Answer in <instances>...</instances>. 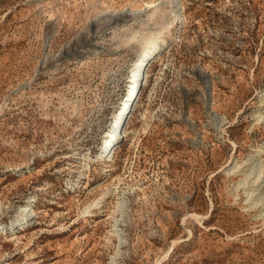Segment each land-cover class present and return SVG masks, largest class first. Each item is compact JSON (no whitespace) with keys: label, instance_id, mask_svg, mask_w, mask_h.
<instances>
[{"label":"rangeland","instance_id":"obj_1","mask_svg":"<svg viewBox=\"0 0 264 264\" xmlns=\"http://www.w3.org/2000/svg\"><path fill=\"white\" fill-rule=\"evenodd\" d=\"M166 1L0 0V264H264V184L243 192L264 160V0ZM121 9L140 15L106 25Z\"/></svg>","mask_w":264,"mask_h":264},{"label":"bare ground","instance_id":"obj_2","mask_svg":"<svg viewBox=\"0 0 264 264\" xmlns=\"http://www.w3.org/2000/svg\"><path fill=\"white\" fill-rule=\"evenodd\" d=\"M166 2L168 5H171L172 7H176V5L178 4L177 0H167ZM146 6L149 10H151L154 7L152 5V3H147ZM174 12H176V10H174ZM138 15H140V11H129L128 12L125 9H121V10H117V11H111V12L107 13V17L109 20L106 23V25H114L115 23L122 21L123 19H125L127 17L135 19V17H137ZM131 21H133V20H131ZM164 41H165V35L164 34L157 33V32H151L145 37L144 42L140 44V48H139V51L137 54V58L135 59V61L132 64V74H131L132 80L130 83V84H132V87L129 90V87H130V85H129V87L126 89V94L124 96V100L120 104L119 109L114 113L113 118H115V120L113 123L111 122V129L107 133V137H105L102 140L100 147H99V152H105L109 149L107 154L104 157L105 159L110 158L112 151L118 145L119 141L122 140L124 137H126V133L123 130L124 122H125L126 118L128 117V114L130 113V111H132V109L136 105V98H137L139 89L142 87L143 84L147 85V83H146L147 81H145V83L142 84L143 79H144V71H145L146 67L149 65L151 57H153V59H154L157 56L156 54L153 55V51L156 48L159 51L162 50L163 46H164ZM156 52H158V51H156ZM141 65H143V66L141 67ZM199 76L202 78L204 76V73L199 71ZM204 82H205L204 87L206 90H210L213 87L212 80L210 78H205ZM137 83H139V85H138L137 89L135 90V92H133ZM261 92L264 93V89ZM202 100H203V103L205 104V106H204L205 114L210 119V122L212 123L214 128H216V129L219 128L220 125L223 123V117L221 116V114H219L216 111V109L214 108V106L212 104V100H213L212 91L210 93V96L206 95V93H203ZM260 107H264V97H263V99H261ZM125 111H126V113L124 114ZM122 115H123V117H122ZM224 120H226V118ZM256 120L264 122V115L262 113H258ZM186 122L190 123L189 119H186ZM190 126H192V125H190ZM117 131H118V133H117ZM259 151L260 150L258 148H255L253 150V152H255V153L259 152ZM256 163L260 164L258 161ZM243 164L244 163L235 162V163H233V165L231 167L229 165V167H227L225 169V174L230 175L233 173H237L238 171H240L239 169H241L243 167ZM253 165H254V163H253ZM252 169H254V167ZM263 170H264V160H263V163H261V169L257 172V175L255 174L251 178V185L247 187L248 189L246 191H243L246 194L245 197H251L252 196L253 190L250 188L264 184V177L263 178L261 177L264 174ZM251 175H252L251 171H250V173L245 174L246 178L241 179L240 182H237L236 188H238V186H240V185L247 184V178ZM263 194H264V192H263ZM263 199H264V195L260 200L259 199L258 200L262 201ZM254 204H257V203H254ZM117 206H118L117 208L120 207L119 204ZM29 211L30 210L28 209V207H24L23 209H21L19 212V215H18L19 219L14 220L12 223V226L14 224L18 225V224L24 223V220H27V217H28L27 213ZM0 226H1V222H0Z\"/></svg>","mask_w":264,"mask_h":264}]
</instances>
